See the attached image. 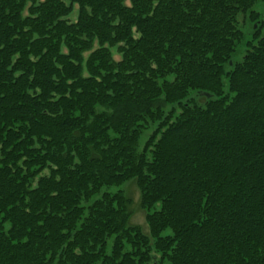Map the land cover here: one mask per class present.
I'll list each match as a JSON object with an SVG mask.
<instances>
[{
  "label": "trees",
  "instance_id": "1",
  "mask_svg": "<svg viewBox=\"0 0 264 264\" xmlns=\"http://www.w3.org/2000/svg\"><path fill=\"white\" fill-rule=\"evenodd\" d=\"M258 2L0 0V264H264Z\"/></svg>",
  "mask_w": 264,
  "mask_h": 264
},
{
  "label": "rangeland",
  "instance_id": "2",
  "mask_svg": "<svg viewBox=\"0 0 264 264\" xmlns=\"http://www.w3.org/2000/svg\"><path fill=\"white\" fill-rule=\"evenodd\" d=\"M253 11L258 12L261 15L262 20H264V3L258 2L257 4H255V6L253 7ZM77 16H78V9L76 7L75 11L73 12V14L69 18L71 19V21H76ZM239 25H240V29L244 33L245 41H243L238 46L237 52H236L235 56L233 57L232 61L226 65L227 70L232 69L233 65L235 63L242 61V59L245 56L246 49H247L246 43L249 42L250 40H252L253 34L257 30L259 24L251 21L250 15L247 14V15H241L239 17ZM114 54H115V59L119 60L120 56L118 54H116L115 51H114ZM199 93L192 92L190 95V98L196 99L200 103H204L207 99L209 100L211 98H214V96L209 95L207 93H201V94H199ZM150 133H151V131H148V132L146 131L142 135L141 140H140V149L144 145V143L147 140V137ZM119 190L124 191L127 194V196H129L132 199L131 208H132L134 213H133V216L131 218V224L140 226L142 228L143 232L148 234L149 228H148L147 223H146V212L140 206L141 194H140V191H139L138 186L136 184V181L131 180V181L125 183L124 185H122L121 187H113V188L107 189V191H110L112 193H115ZM167 234H170L169 230L164 232L163 235H167Z\"/></svg>",
  "mask_w": 264,
  "mask_h": 264
},
{
  "label": "bare ground",
  "instance_id": "3",
  "mask_svg": "<svg viewBox=\"0 0 264 264\" xmlns=\"http://www.w3.org/2000/svg\"><path fill=\"white\" fill-rule=\"evenodd\" d=\"M262 19V18H261Z\"/></svg>",
  "mask_w": 264,
  "mask_h": 264
}]
</instances>
